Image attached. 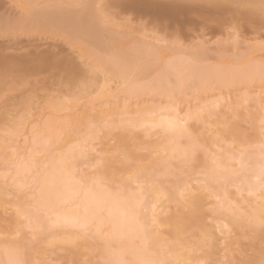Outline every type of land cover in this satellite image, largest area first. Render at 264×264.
<instances>
[{
	"label": "bare ground",
	"instance_id": "6f19581e",
	"mask_svg": "<svg viewBox=\"0 0 264 264\" xmlns=\"http://www.w3.org/2000/svg\"><path fill=\"white\" fill-rule=\"evenodd\" d=\"M164 1L47 0L41 4L40 0H17L21 16L0 14V33L59 36L89 60L88 67L81 69L74 58L55 60L51 52L35 58L0 52V96L4 90L26 84L29 76L50 70L63 76L69 92L66 100L50 101L49 111L34 119L37 125L24 132L22 146L14 143L23 122L0 125V180H8L13 192L28 187L32 195L30 207L21 202L6 207L0 188V238H5L0 240V264H57L61 258H52L48 247L68 251L71 256L65 264H99L93 251L104 264H201L209 255L197 258L184 240L190 226L198 227V248L210 252L217 240H224L236 227L247 224L256 234L261 231L264 66L247 64L242 55H218L209 64L204 51L182 59L169 46L164 48L161 39L137 40L106 27L103 20L111 19L109 8L115 2L124 10L151 13L159 23L177 24L192 13L202 16L211 10L264 26V0ZM77 4L82 7L74 10ZM257 49L264 54V43ZM238 83L248 84L245 92H220L216 99H205L209 90ZM189 95L199 102L191 103ZM28 103V99L22 103L23 110ZM218 107L229 117L249 116L260 138L257 152L244 155V147L255 139L239 131L229 117L217 115ZM193 121L210 131L207 144L195 134ZM114 130L158 134L151 150L160 155L152 159L154 167L133 166L131 161L140 162L141 156L129 150L124 136L115 143L123 156L119 161L111 162L103 151L91 160L89 154L97 150L94 141L101 138L100 133L108 145L115 140ZM222 133L231 137L237 153L224 147L222 153L210 156V162L201 160L199 153L207 155ZM83 164L96 167L94 175L84 171ZM194 164L205 169L202 178L189 173L179 177ZM236 164L240 168H234ZM116 168L128 176L118 186L112 185V178L105 183ZM171 175L174 181L164 186ZM133 184L137 187L132 188ZM172 202L181 203L186 212L170 211L165 203ZM207 205L214 206V227L224 234L218 238L204 224L202 210ZM6 211L10 212L7 217L3 216ZM28 229L40 240L38 250L24 242ZM17 234L16 240H8ZM262 261L264 257L245 264Z\"/></svg>",
	"mask_w": 264,
	"mask_h": 264
},
{
	"label": "rangeland",
	"instance_id": "374dc122",
	"mask_svg": "<svg viewBox=\"0 0 264 264\" xmlns=\"http://www.w3.org/2000/svg\"><path fill=\"white\" fill-rule=\"evenodd\" d=\"M16 1L17 0H0V14L4 13L13 18L21 16ZM46 1L47 0H40L41 4H44ZM156 1L165 2L164 0ZM114 3L115 2H112V5L110 4L111 6L109 8L112 15L111 19H104L103 21L106 27L111 28L116 32L127 33L137 40L144 39L147 42L148 40L149 42H154V39L156 38L161 39L164 43L163 45L161 42V45H163L164 48L165 46H169L174 50L173 54L176 52L175 54L182 59L189 57L192 53L204 51L205 62L209 64L214 62V58L218 55L230 58L242 55L245 63L264 66V54H261L257 49L259 45L264 43V26H257L256 24L243 22L241 20H234L230 16H223L219 12H213L211 10H205L202 16L197 13H192L189 15L188 19H184L177 24H169L168 22L159 23L151 13L146 14L145 12L139 13L135 10H124L123 8L117 7ZM81 7V4H77L73 6V9L78 10ZM144 35H146L147 38L144 37ZM165 51L169 56V53L171 52L167 53V49H165ZM0 52L8 56L32 58L51 52L50 54L53 55L55 60L65 57L74 58L81 69H86L89 63V60H86L81 56V52L78 48L70 46L62 37L49 34H32L26 36L10 32H1ZM27 81L26 84L18 85L14 89L2 91L0 96V112L4 114V120L1 121L0 125L7 127L18 120L24 123V128L20 133L19 140L14 143L16 146L24 145V132L30 126L37 125V123H33V121L39 114L49 111L48 103L50 101L66 100L69 93L64 84L63 76L59 75L55 70L33 74L27 78ZM247 86L248 84L246 83H238L220 90H209L205 94V99H216L220 92H231V94L242 93L246 91ZM262 86L261 90L264 89V83ZM27 99L29 100L28 108L27 110H23L22 103ZM187 99L190 100L191 103L197 104L199 102V99L194 97V95L187 96ZM215 110L220 111H218L217 115L229 117L220 110V107ZM250 110L256 112L254 108H250ZM229 122L236 125L238 130L242 133L255 139L253 143L244 147V155H252L257 152L258 147L261 146V143L258 141L260 138L256 137L249 116L243 114L239 118L229 117ZM202 125L203 123L200 121L192 122L195 134L202 138L203 142L207 144L210 131L204 130ZM204 125H208V123H204ZM100 136L101 138L99 140L94 141V147L97 150L89 154L91 160L95 159L98 152L103 151L104 155L109 157L108 160L111 162L116 163L119 161L123 156L120 154V151L115 148V143L120 136H124L131 152L141 156L140 162L131 161L135 168L141 163L151 170L154 167L152 159L160 156L157 153L151 154V150L154 148L156 140L158 139V134L144 136V133L140 131L130 132L129 130H114L111 136L115 137V140H111L108 145H104L107 137L105 138L102 132L100 133ZM218 137L220 138L218 144L211 146L207 155L199 153L201 160L210 162V156L214 155V153H222L224 147H227L235 154L237 153L234 149L235 144L230 143V136L226 133H222L219 134ZM21 150H23V148H21ZM89 164H83L81 168L84 171L89 170L88 172L91 175H94L96 167L89 168ZM1 168L2 165H0V173H3ZM234 168H240V165L236 164ZM197 170H199V172L195 173ZM204 170V168H197L194 164L188 172H182L179 177L183 178L189 173L190 177L202 178L204 176ZM127 176L128 174L124 171H120L116 168L112 170L111 176H106L107 179H104V181L105 183H108L109 178H112L114 180L112 185L118 186L121 180L125 179ZM174 179L175 177L172 175L166 177L163 185L170 186ZM3 180H0V188L5 192L2 197L7 203L6 207H10L17 202L24 203L26 206L30 207L32 198L31 189L27 187L20 192H13L9 186L8 180ZM192 184L197 186L199 182L194 180L192 181ZM136 187V184L132 185V188ZM231 190L235 192L234 188H231ZM236 198L239 200L240 196H236ZM165 205L168 206L170 211L186 212V209L182 208L181 203L179 202L165 203ZM213 208V205L205 206L202 210V214L205 216V226L208 227L211 232H213L214 236L218 238V236L224 234L219 233L214 227L215 223L212 220L211 214ZM8 211L4 213H7ZM9 214L7 213L3 216L7 217ZM161 230L163 232L165 231L164 228H161ZM25 235V243L33 244L35 247L41 245L39 238L35 235L32 236L29 229L26 230ZM225 235L226 237L224 240L216 241V245L212 252L206 247L199 249L196 245L199 238L197 226H190L183 234V238L185 241L190 242L193 250L192 252L197 258L209 255V258L204 260L201 264H245V262L250 260L261 261L264 257V227L261 226V231L256 234L247 226V224H245L244 226L232 229ZM18 237V234L12 235L8 240H16ZM1 238L3 239L4 237ZM4 241L6 242L7 239ZM37 247L36 250H38ZM93 252L95 257L94 261L99 264H104L101 263V260H98L97 256H95L97 253L95 251ZM47 253H51L52 258H61L57 264H65V261L71 256L68 251L58 249L57 247H48ZM90 256L93 257L92 254H89V257Z\"/></svg>",
	"mask_w": 264,
	"mask_h": 264
},
{
	"label": "snow or ice",
	"instance_id": "6c2138e0",
	"mask_svg": "<svg viewBox=\"0 0 264 264\" xmlns=\"http://www.w3.org/2000/svg\"><path fill=\"white\" fill-rule=\"evenodd\" d=\"M260 178L264 180V164H262L260 168ZM261 190L264 191V182L261 183ZM262 227H264V221H262ZM261 264H264V261H262Z\"/></svg>",
	"mask_w": 264,
	"mask_h": 264
}]
</instances>
